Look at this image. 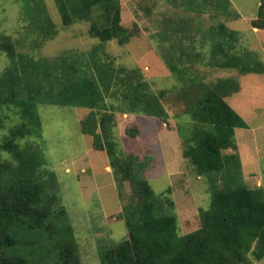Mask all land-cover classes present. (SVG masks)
<instances>
[{
  "label": "trees",
  "instance_id": "1",
  "mask_svg": "<svg viewBox=\"0 0 264 264\" xmlns=\"http://www.w3.org/2000/svg\"><path fill=\"white\" fill-rule=\"evenodd\" d=\"M19 1L29 36L14 39L0 24V58L7 60L0 72V264H84L57 175L45 168L42 151L31 141L41 135L40 105L89 109L81 132L93 137L95 150L106 152L120 191L126 182L132 187L130 206L121 213L127 238L100 246V264L264 261V188L247 185L236 130L249 125L227 101L240 91L239 80L206 81L191 67L202 61L244 76L264 74L257 53L240 48L241 32L224 22L199 23L192 30V16L175 17V32L187 36L173 44L191 51L161 55L179 86L155 91L140 67L117 65L103 50L107 42L124 45L132 37L122 25L121 0H55L63 25L89 23V35L101 46L86 55L67 50L53 58H36L26 50L38 49L57 34L44 0ZM183 1L189 14L234 16L230 0ZM252 23L264 29V0ZM198 44L201 50L192 53ZM171 96L186 107L176 115L183 120L178 127L183 156L208 181L209 204L201 208L200 226L194 230L183 229L173 190L157 193L140 175L137 158L119 149L114 134L117 114L151 116L168 124Z\"/></svg>",
  "mask_w": 264,
  "mask_h": 264
},
{
  "label": "rangeland",
  "instance_id": "2",
  "mask_svg": "<svg viewBox=\"0 0 264 264\" xmlns=\"http://www.w3.org/2000/svg\"><path fill=\"white\" fill-rule=\"evenodd\" d=\"M121 1L122 25L131 32L132 37L124 45L116 40L107 42L103 50L115 59L117 65L140 67L155 91H171L179 86L178 79L163 62L161 55H170L175 51H179V55L183 49L191 51L185 44H173L185 40L187 36L185 32H175L172 26L175 17L189 19L192 16V30L199 23L207 27L224 22L231 29L241 32L240 48L255 51L264 62V29L254 28L252 23L258 18L261 0H230L233 17L215 13L189 14L183 0ZM44 2L56 25L57 34L34 51L26 48L36 58H53L67 50L86 55L101 46L98 39L89 35V23L66 27L55 0ZM23 20L19 0H0V24L6 34L19 40L29 36L23 30ZM190 34L198 36L195 31ZM199 50L200 44L192 53ZM6 65L7 60L2 56L0 72ZM191 67L203 75L206 81L228 77L239 80L240 91L227 98L249 125V128L236 130L238 152L247 185L264 188V74L244 76L236 70L212 69L202 61ZM172 97L167 105L170 114L168 124L151 116L117 114L114 134L119 149L137 158L140 175L149 180L157 193L167 188L173 190L177 216L187 231L200 226V210L208 207L210 195L206 177L196 174L183 156V140L178 132L179 123L183 120L177 119L176 115L184 112L186 107L180 99L174 100ZM89 111L69 106L40 105L41 135L31 141H35L36 147L42 151L45 168L57 175L61 199L78 238L83 263L100 264V246L127 238L128 232L121 213L130 206L133 192L129 182L120 191L106 152L95 150L93 137L81 132V121ZM3 134L0 131V142ZM231 152L224 151L226 154ZM255 264H264V261Z\"/></svg>",
  "mask_w": 264,
  "mask_h": 264
}]
</instances>
